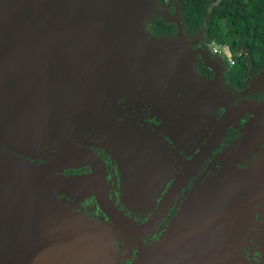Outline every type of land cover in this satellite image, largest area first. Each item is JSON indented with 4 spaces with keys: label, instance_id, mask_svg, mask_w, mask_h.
I'll return each mask as SVG.
<instances>
[{
    "label": "flooded vegetation",
    "instance_id": "1",
    "mask_svg": "<svg viewBox=\"0 0 264 264\" xmlns=\"http://www.w3.org/2000/svg\"><path fill=\"white\" fill-rule=\"evenodd\" d=\"M186 38L194 53L196 77L204 82H219L223 102L210 87L204 96H210V100L196 102L191 92L180 86L175 73L167 69L152 71L151 75L128 70L122 75L114 70L108 81L87 69L41 88V75L37 78L26 62L28 58L20 57L22 62L17 64H0L3 75L12 76L16 82V93L4 98L1 108L11 106L18 119H10L4 110L0 111L1 152L37 166L68 149L89 151L99 165L95 184L100 200L122 220L138 227L156 210L166 207L151 232L134 238L119 232L101 210L92 193L91 169L83 158L66 161L59 171L44 178L56 203L105 229L104 240L96 237L100 244L104 243L103 259L107 261L102 264H228V259L234 264H264V192L259 196L249 193L254 198L247 203L241 200L246 207L240 211L228 205L221 224L223 234L219 228L212 229L199 233L207 238L201 243L189 236L178 239L182 245L164 247L162 253L155 251V244L192 188L215 183L217 176L213 178L210 169H249L257 154L248 150L249 156L234 157L231 150L238 141L248 140V136L244 137L248 124L256 121V125H264V116L236 112L232 117L229 113L244 102H264V61L253 71L247 60L242 80L228 81L230 68L206 48L204 27ZM240 51L244 53L243 48ZM13 57L16 56L9 58ZM13 65L18 68L13 69ZM69 100L78 103V111L64 105ZM64 106L58 121L57 114ZM225 115L229 116L227 124L221 121ZM54 118L59 122L56 125ZM68 133L77 134L78 143L54 150L53 141ZM259 144L264 152L263 138ZM251 145L252 140L246 147ZM198 154L203 158L196 163ZM190 169L195 170L189 172ZM185 175L182 186L174 187ZM258 185L264 188V177ZM125 201L137 205L136 211L125 208ZM143 253L146 256L140 263ZM63 255L60 252L58 257Z\"/></svg>",
    "mask_w": 264,
    "mask_h": 264
},
{
    "label": "water",
    "instance_id": "2",
    "mask_svg": "<svg viewBox=\"0 0 264 264\" xmlns=\"http://www.w3.org/2000/svg\"><path fill=\"white\" fill-rule=\"evenodd\" d=\"M171 3L174 14L170 16L155 0H0V64H17L22 62L21 58H28L26 62L37 78L41 75L38 83L41 88L60 79L78 76L87 69L93 76L106 81L111 79L114 70L122 75L127 70L151 75L152 71L167 69L175 73L180 86L190 91L196 102L206 103L211 98H204L208 95L206 88L214 81L204 82L196 77L192 67L194 53L188 48L187 38L180 33L178 3L176 0ZM155 15L176 25L174 37L155 38L146 33V22ZM119 30L130 36V41L112 38ZM15 39H20L19 43L15 44ZM19 45L26 47L20 52ZM36 45L51 48L44 56L31 54L29 51H35ZM24 52L21 58H9ZM47 54L53 58L45 59ZM57 62L65 65L59 66ZM12 68L18 67L13 65ZM215 83L219 87L220 83ZM15 84L12 76L3 75L0 70V111L4 110L7 117L18 120L11 106L1 108L2 100L16 93L13 90ZM64 105L75 111L79 108L76 101L69 100ZM64 110L65 106L59 110L58 121ZM75 111L70 112L77 114ZM236 112H251L262 117L264 102H244L229 113L233 117ZM228 115L221 119L223 123L229 122ZM58 123L54 118L53 124ZM74 158H83L89 165L93 196L110 224L122 234L134 238L148 234L164 215L166 207L156 210L138 227L122 220L103 199L100 200L95 184L99 165L89 151L68 149L37 166L0 151V264H102L107 261L103 259L106 255L104 243L98 241L105 239V229L56 203L47 191L50 186L43 182ZM202 158L203 154H198L194 161L199 163ZM186 176L174 187L182 186ZM207 187L201 194H192L189 206L186 209L180 207L169 221L165 232L176 231L175 235L172 237L173 232L165 234L168 238L155 244L156 252L162 253L164 247L182 245L184 243H179L178 239L189 236L201 243L207 238L199 233L222 227L225 222L222 205L234 192L226 194L227 190L220 182H215L211 190ZM123 205L133 211L138 207L126 201ZM184 214L193 215L182 222ZM77 238L81 241H76ZM60 252L65 255L58 257Z\"/></svg>",
    "mask_w": 264,
    "mask_h": 264
},
{
    "label": "trees",
    "instance_id": "3",
    "mask_svg": "<svg viewBox=\"0 0 264 264\" xmlns=\"http://www.w3.org/2000/svg\"><path fill=\"white\" fill-rule=\"evenodd\" d=\"M168 15L174 14L171 0H155ZM180 20V33L187 37L204 27L207 39L220 38L232 51L244 49L237 66L230 69L228 81H241L246 73V61L256 71L264 61V0H176ZM172 13V14H171ZM149 36L174 37L176 25L155 15L146 22ZM248 55V58L244 56ZM254 55V58L252 57ZM252 71V72H253Z\"/></svg>",
    "mask_w": 264,
    "mask_h": 264
},
{
    "label": "rangeland",
    "instance_id": "4",
    "mask_svg": "<svg viewBox=\"0 0 264 264\" xmlns=\"http://www.w3.org/2000/svg\"><path fill=\"white\" fill-rule=\"evenodd\" d=\"M121 25H125V24H121ZM120 37L124 38V40H126L127 42L130 41V36L124 35L123 31H120V30L116 31L115 36L112 35V38H120ZM19 40L20 39H15L14 40L15 44L19 43ZM11 46H12V44H11ZM25 47H26L25 45H19L18 46L20 52ZM50 48H51V46H49V45H40L39 47L36 45V50L35 51L31 50L29 52L31 54L44 56L45 53H48ZM54 51L55 50L52 48V52H54ZM26 52L28 53V51H26ZM26 52H24V53L20 54V56H16V57L24 56L23 54H25ZM46 58H53V56L52 55L49 56L47 54V57H45V59ZM57 64H59V66L65 65V63H61V62H57ZM209 87L213 90L215 97L218 100H221L223 102V99H224L223 93H222L221 89L217 88V84L215 82H212V84H210ZM204 112H205V110H202L201 114H204ZM254 122L256 123V121H254ZM254 122H251V124H248L244 129V137L248 136V140L244 141V142H243V140L238 141L231 150V154L234 157L249 156L252 151H254L257 154L255 160L249 164V169H242V170H238V169H210L209 170V172L213 175V178L215 176H217L214 181L220 182L221 185H223V187L226 188V190H227L226 194L230 195V194H232V191L234 192V194L228 199V201L222 205L223 211L227 210L229 208L228 205H231V207L237 206L236 210L240 211L243 207H246V205L244 203H241V200L246 199V203H247V202H250L252 198H254V197H249V193L254 192L259 196V194L264 192V188L261 185H258L262 181V178L264 177V169H262V168H264V164L262 163V161L264 160V152H263V148L259 144V140L261 138L264 139V125H256ZM251 140L253 141V145L246 147L247 145H249V143H251ZM76 143H78L77 134L68 133L61 140L55 141V142L53 141L51 146L53 147L54 150H60V149H63L64 147H66L70 144H76ZM80 144H85V142L81 141ZM244 147H246V148H244ZM248 150H250L251 152L250 153L246 152ZM249 181L252 183H249ZM213 185L214 184H211V186H209L207 188L209 190H211ZM204 188H205V185L194 186L192 188V190L187 194V196H186L185 200L183 201L181 207L183 209H186L191 202L192 194H201V192L203 191ZM228 195H226V197H228ZM263 211H264V209H263ZM192 215L191 214H184L182 216L181 221L186 222L189 218H192ZM224 220H225V215H224ZM222 229H223V226L221 228H219V230L223 234ZM170 232H173L172 233V237H173V235H175L176 231H171V230L166 231L165 234H170ZM165 234L161 240H166L168 238L167 236H165ZM76 241H81V239L77 238ZM160 244H162V243L160 242ZM70 249L73 250L72 245H71ZM145 253H147V252L145 251ZM145 253H143L140 256V258H139L140 263L143 261V259H145V256H146ZM227 261H228V264H234L235 263L234 261L229 260V259ZM146 262H147V259H146Z\"/></svg>",
    "mask_w": 264,
    "mask_h": 264
},
{
    "label": "clouds",
    "instance_id": "5",
    "mask_svg": "<svg viewBox=\"0 0 264 264\" xmlns=\"http://www.w3.org/2000/svg\"><path fill=\"white\" fill-rule=\"evenodd\" d=\"M208 47L210 49L211 55L213 56L222 55L226 60V63L230 69L235 68L237 66L238 55L234 57L233 53L231 52L230 48L227 45L224 46L223 49H221L219 46L216 45L215 41H212L208 45Z\"/></svg>",
    "mask_w": 264,
    "mask_h": 264
},
{
    "label": "built area",
    "instance_id": "6",
    "mask_svg": "<svg viewBox=\"0 0 264 264\" xmlns=\"http://www.w3.org/2000/svg\"><path fill=\"white\" fill-rule=\"evenodd\" d=\"M212 41H215V42H216V45L219 46L221 49H223V47L226 46V45L229 47L228 44H226V43H222L221 40H220V38L218 37V38L210 39V40H208V41L206 42V48L209 50V52H210V49H209L208 45H209ZM229 48H230V47H229ZM230 50H231V48H230ZM231 52L233 53L234 57L237 56V55H238V57H239L240 54H241V51H240V50H236V51H232V50H231ZM220 57L222 58V60H223V61L225 62V64L227 65L226 60L224 59V57H223L222 55H221ZM227 66H228V65H227Z\"/></svg>",
    "mask_w": 264,
    "mask_h": 264
}]
</instances>
